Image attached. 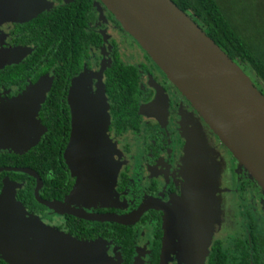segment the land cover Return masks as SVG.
<instances>
[{"label":"flooded vegetation","instance_id":"af4514ba","mask_svg":"<svg viewBox=\"0 0 264 264\" xmlns=\"http://www.w3.org/2000/svg\"><path fill=\"white\" fill-rule=\"evenodd\" d=\"M74 5L80 8L79 12L72 9ZM83 7L86 11L82 10ZM77 25L79 35L76 33ZM92 32L93 35L95 33L101 37L99 46L92 43ZM132 48L141 51L140 55L131 53ZM76 52L81 54V58L83 55L84 62L81 70L72 76L70 92L73 91V94L71 98L70 95L67 98L70 110V139L74 118L88 117L90 114L87 108L94 110L93 108L100 107L103 92L109 115L108 147L102 153L101 161L104 178L106 180L110 168L113 170V165L117 169L120 168V172L115 193H110L112 198L106 202L109 204L107 207L101 206V201L91 199L86 204L83 201H75L72 208L94 216L119 218L135 216L145 205H148L147 210L141 217L135 219L134 224L121 225L113 222L86 221L59 214L45 206L47 211L28 208L32 204L26 207L25 202L18 196L23 188L17 190V201L30 215L38 217L45 225L80 242L104 241L110 245L108 253L113 264H201L205 248L198 243L202 241L197 233L203 224L191 218L193 211L185 200L193 177L191 164L189 163L190 166L185 164L186 125L190 126L191 128H188L191 130L193 129L191 125L197 127L201 125V130H195L198 135L192 140L197 141L203 135L210 149L213 148L210 153L214 155H208L209 163L224 169L220 151L212 143L213 136L218 139L217 136L100 0H0V62L7 64L0 69V100L17 98L39 86H42L40 89H47L48 86L52 88L57 80V70L61 61L76 60ZM100 53L108 55L105 62L99 59ZM116 56L125 66L139 68L141 74L137 92L138 122L128 121L134 126L128 127L126 131H123L120 125H116L112 101L107 92V71L113 68ZM100 71L102 73L99 76L97 73ZM86 74L90 75L88 80ZM94 75H97L96 86L91 81ZM79 83L84 86L76 87ZM73 97L77 109L74 112L70 106V99L72 101ZM99 113L97 111L94 116L100 117L102 112ZM135 125L137 129H134ZM128 137L129 142L126 143L125 151L114 148L109 152L108 148L112 143L119 139L127 140ZM0 155H8L7 158H11L17 154ZM2 168L17 167H0ZM212 170L211 168V172ZM241 170L250 176L245 169ZM14 173L22 174L0 173V196L5 188L4 182L9 185L26 184V181L8 176ZM69 173L74 181L73 191L76 178L72 177L70 170ZM239 181V188L231 191L224 181L223 190L229 194L228 197L234 191L233 194L237 193L240 199H245L247 191L253 189L264 199V191L255 180L241 179L240 175ZM209 187L212 188V184ZM251 195L256 196L254 193ZM68 196L65 195L62 199L59 197L56 202L63 203ZM228 201L233 209L231 199ZM152 203L155 206H151ZM217 204L215 200L214 209H217ZM261 204L264 210V200ZM232 211L234 214V209ZM166 217L168 222L172 221L169 226L165 223ZM231 222L233 223V219ZM246 224L248 234L244 238H234L230 242H223L218 238L222 230L229 229L230 222L212 228L210 244L206 243L208 253L205 264H211L216 254L214 251L219 250L220 246L222 249H230L236 241L251 242L253 233L264 239V214L258 216L249 210L246 213ZM115 226L117 231H111ZM101 227L105 228V233L102 234L104 237L106 234L107 239H103L96 230H100Z\"/></svg>","mask_w":264,"mask_h":264},{"label":"water","instance_id":"95a60500","mask_svg":"<svg viewBox=\"0 0 264 264\" xmlns=\"http://www.w3.org/2000/svg\"><path fill=\"white\" fill-rule=\"evenodd\" d=\"M100 1L264 191V95L250 77L172 0ZM4 65L7 64L0 62V69ZM40 88L42 86L8 101L0 100V151L7 148L9 153L22 155L40 142L46 130L39 113L51 86ZM71 94L73 91L70 98ZM100 104L94 110L87 108L91 115L80 119L82 123L90 122L88 127L78 125L74 118L64 160L76 183L65 202L43 199L44 182L30 168H2L0 173H22L35 179V200L59 214L86 221L131 225L144 214L148 205L129 218L94 216L72 208L75 201L84 204L91 199L102 201L110 188L111 176L107 174L105 180L101 163L102 153L108 147L109 124L103 92ZM70 106L73 112L77 111L74 97L70 99ZM97 111L102 112L100 117L94 116ZM5 135L10 136L11 144L2 138ZM199 142L198 154L194 151L191 156L193 177L186 199L197 201L195 209L192 210L194 203L189 207L193 211L191 218L203 224L197 234L205 248L201 263L205 264L206 243L210 244L212 231L206 187L210 185L212 173L209 180L210 167L203 136ZM4 183L0 196V258L7 264H113L104 241L80 242L45 225L17 201V190L23 186ZM165 223L169 226L168 218Z\"/></svg>","mask_w":264,"mask_h":264},{"label":"trees","instance_id":"16d2710c","mask_svg":"<svg viewBox=\"0 0 264 264\" xmlns=\"http://www.w3.org/2000/svg\"><path fill=\"white\" fill-rule=\"evenodd\" d=\"M172 1L251 77L254 86L264 95V16L262 15L261 21L256 14L248 18L249 2L257 3L258 8L260 5L264 8V0ZM232 2L243 15L234 12L231 7ZM72 9L80 11L76 5L72 6ZM82 10L86 11L84 7ZM76 33L80 34L78 25ZM92 35L93 32L92 43L94 46H99L101 37L95 33ZM83 59V55L81 58V54H77L76 60L61 61L57 70V80L39 113V120L46 130L40 142L22 155L17 154L11 158H7L8 155H0V167L30 168L36 171L45 185L41 195L48 201H56L59 197L62 199L72 192L74 181L63 158L71 134L67 98L70 95L72 76L81 70ZM107 78V92L112 101L116 125H120L123 131H126L128 127L134 126L128 121L138 122L136 121L139 100L137 92L141 81L140 70L125 66L116 56L113 68L107 71ZM136 126L134 129H137ZM8 176L26 181L18 195L19 199L25 202L26 207L32 204L28 208L47 211L35 200L36 182L33 178L15 173ZM96 230L103 239H107L106 234L105 237L103 236L105 228ZM112 230L117 231V226L111 228ZM252 237L251 242L236 241L230 249H222L220 246L219 250L214 251L216 254L213 259L211 258V264H264V239L258 238L255 233ZM0 264L6 262L0 260Z\"/></svg>","mask_w":264,"mask_h":264},{"label":"rangeland","instance_id":"374dc122","mask_svg":"<svg viewBox=\"0 0 264 264\" xmlns=\"http://www.w3.org/2000/svg\"><path fill=\"white\" fill-rule=\"evenodd\" d=\"M231 7L233 8V10L236 14H237V12L242 14L234 2H232ZM249 14H250V16L248 17L249 19L253 15L256 14L258 20L261 21L262 15L264 16V8H262L261 5L258 8L257 3L249 2ZM133 49L134 48H132L131 53L135 52V55H140L141 51H139L137 49L135 51ZM107 56L108 55L105 53H100L98 55L99 59H102L103 62L106 61ZM101 73L102 72L100 71L97 74L100 76ZM86 76H87V80H88L90 75L86 74ZM96 79H97V75H94V79H91L92 83H94V86H96V82H95ZM79 80H81V79H79ZM79 86L83 87L84 85L82 86V85H80V83L76 85V87H79ZM91 87H92V85H91ZM190 124H193V123H190ZM201 124H203V122H201ZM203 125L205 126V124H203ZM191 126L193 128L192 130L189 129L188 127H190V126H187V125H186V130H185V132H187V137H185V138H187L186 139L187 142H186V146H185V150H184L186 153V156H187V158L185 159V164H188V166H190L189 163H191V159H192L191 156H192L193 152L195 151L198 154V149H200L199 148L200 147L199 140L194 141L192 139L196 138V136L198 135V133H195V130L196 129L201 130V127H200L201 125H199L197 127L196 125L193 124ZM201 136H203V135H201ZM2 138L6 141H8V140L10 141V136H8V135L2 136ZM128 139H129V137L127 138V140H123V141L121 139L116 140L115 143H112L111 147L108 148L109 152L114 150V148L116 150L117 149L122 150V152L125 151L126 150V143L129 142ZM203 139L205 140L204 137H203ZM205 142H206V140H205ZM9 143L11 144V142H9ZM212 143L215 144L216 147L220 151L219 154H220L221 160L224 162V169L220 168L218 165L216 166V165H212V163H209V167H210L209 176H208L209 180H210V173H212L211 182L209 183V184H212V188L206 185L207 186L206 188L208 190V197L210 199V204H211L209 221H210V226L212 228H214L218 224H227V222H230L232 225V228L230 225L229 229L222 230L218 236V238L220 240H222L223 242L224 241L230 242L234 238H244L248 234V229L246 228V225H247L246 224V213L249 210H252L253 213L257 214L258 216H262L264 214V210L262 209V206H261L262 205L261 202L264 199L262 196L259 195L260 193H258V194L255 193L256 191L253 189H252V191H251V189L247 191V193L244 196L245 199H240L239 195L237 193L233 194L234 191L231 192V195L228 197L229 194H227L226 191L223 190L224 181L229 185L228 187L231 191V190L236 189L237 187L239 188V186H240V181H239L240 175H241V179H247L249 181H252L253 179L251 178V176H247L246 173H244L241 170L242 168L239 166V163L237 162V160L228 151V149L222 144V142H220L218 139H216L213 136ZM207 144L208 143H205V147H207L206 150H207L208 155H214L213 153H210L213 151V148L210 149L209 145H207ZM0 153H9V152H8V149L6 148V149H2V151H0ZM121 159H122V156H121ZM211 168L213 169L212 172H211ZM119 172H120V168L117 169V168H115L114 165H113V170H112V168L109 169L108 174H110V176H111V180H110L111 182L109 185L110 188L108 190L107 196H104V199H102V201L100 203L101 206L107 207L109 205L106 202H108L112 198V195H109V194L115 193V187H116ZM250 192L254 193L256 196L253 197ZM186 197H187V194H185V200H187ZM229 198L231 199V202H232L234 214L232 211L233 209L231 208V204L228 201ZM215 200L218 202L217 209H214ZM187 201H188L187 202L188 205L194 203L192 210L196 208V203H197L196 200L194 201L193 198H191V199H188ZM232 219H233V223L231 222ZM211 237H212V235H211ZM198 243L202 244V242H198ZM104 245L106 248L107 256L110 258L109 253H108V251L110 249V245H108V244H104ZM115 264H117V263H115Z\"/></svg>","mask_w":264,"mask_h":264},{"label":"bare ground","instance_id":"6f19581e","mask_svg":"<svg viewBox=\"0 0 264 264\" xmlns=\"http://www.w3.org/2000/svg\"><path fill=\"white\" fill-rule=\"evenodd\" d=\"M89 114L91 115V113H89ZM90 115H88V116H90ZM85 118H87V117H85ZM80 119H81V118H77V124H78V125H80V126L82 125V126H85V127H86V126L88 127V126L90 125V122L86 121V122H83V123H82V121H80ZM79 121H80V122H79ZM200 171H201V170H200ZM169 222H171V224H172V221H169ZM171 229H172V228H171Z\"/></svg>","mask_w":264,"mask_h":264}]
</instances>
